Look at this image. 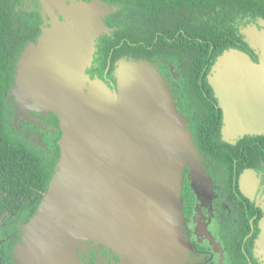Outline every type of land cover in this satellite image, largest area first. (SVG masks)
<instances>
[{"label": "trees", "instance_id": "trees-1", "mask_svg": "<svg viewBox=\"0 0 264 264\" xmlns=\"http://www.w3.org/2000/svg\"><path fill=\"white\" fill-rule=\"evenodd\" d=\"M90 2L92 0H79ZM115 8L104 17L105 30L96 38L88 75L114 80L115 61L144 60L163 76L178 112L185 120L203 166L215 185L214 206L220 221L216 233L228 264H253L262 212L239 188V177L253 170L264 185V133H246L234 141L223 138V109L209 75L227 49H238L258 62L259 55L243 29L264 20V0H101ZM39 0H0V264H16L13 251L22 240L23 224L37 213L61 157L60 118L47 112L56 127L44 145L28 141L12 125L7 100L16 64L25 45L41 33ZM95 74V75H93ZM184 168L181 196L185 220L194 212L196 195ZM193 245L197 244L193 241Z\"/></svg>", "mask_w": 264, "mask_h": 264}, {"label": "water", "instance_id": "water-1", "mask_svg": "<svg viewBox=\"0 0 264 264\" xmlns=\"http://www.w3.org/2000/svg\"><path fill=\"white\" fill-rule=\"evenodd\" d=\"M68 1L74 3L76 2L80 7L75 17H73L71 13L68 14L74 9V7L69 9V6L67 5ZM41 2L42 7L45 10L46 6L44 0H41ZM99 2H102L103 5H100ZM52 7H54L55 10L58 9V12L62 13L66 17L67 15L71 16V19L68 20V22L64 25L58 24L57 21L52 20V28L46 30L44 35L41 37V39H46L49 33L50 35H54L58 63L61 64L60 68L57 65V70L60 75V83L57 86L58 93L60 92L61 95L60 100L58 101V105L55 106V108L48 109L57 113L61 121L60 125L63 131L62 137L60 139L61 157L57 163L53 179L50 182L49 190L45 194V197L42 200L37 213L30 221L25 223H32L34 228L38 227V232L41 228V231L39 232L40 235L43 232V236H34L29 242L28 249L30 252L32 250L35 252L30 259L29 264H39L40 262L36 263L39 258L42 262L40 264H45L46 259H48L45 251L52 253L60 252L63 254L67 250H71L70 247L74 241L77 242L80 238L87 236L85 233H83L84 231L80 229L81 226L85 228L87 234L90 233L89 230H92L94 233L98 228V237L108 241L110 239L115 241L112 236L108 235L109 233L108 229L105 228V223H109L111 225V227L109 228V225L108 228L112 233L113 231L117 232L120 238H122L123 244L128 247V250L131 249V243H133L128 239V233L130 232L129 230H132V232L138 233L140 239L139 241H136L135 247H140L143 253H148L151 257L160 259L162 263L169 264V259L164 249L163 242L168 239L174 240L175 238L180 237L179 225L181 221L184 220L183 200L181 196L182 183L184 179V168L189 166L194 169V166L192 162L191 165H187V161L185 166L183 165V170H181L180 188L179 192L176 193L177 197L174 193L173 174L168 171L167 167H161L158 173L156 172L157 168L154 167L152 171L150 170L145 174L144 182L146 188L143 192L144 201H146V194L150 190L149 177H153L155 175L158 178L159 174L162 173L163 177H165L168 181V202L172 206V211L166 217L160 219L152 205H150V208H148L150 212L147 211V205H145V214L143 217L145 222L144 224H141L139 220L136 221L134 219V212H132L134 206L130 203L132 205L130 207L129 204L131 201V196L126 194L124 190L118 185L116 180L118 178L117 175H111L107 178L100 176L95 177V174L97 173L96 166L100 164L99 159L101 160L103 156L102 148L104 144L100 139V137L103 136L97 135L95 133L92 134V131L90 130L92 123L89 120H92V117L90 116L94 111L92 110L90 104L84 103V101L76 97V94L73 92V90H71V85H75L78 80L82 79L84 72L87 71V68L91 64L83 71H80L79 68H77L72 63V61H68L65 58L67 56V53L65 52L67 44L65 42L67 40V36L72 33V30L77 23V19L80 17L82 19V17H84L85 19H82L85 23L84 25L95 27V22H91L94 14H103L105 17L115 8L109 7L101 0H92L90 2L79 0H53ZM98 29L102 30L103 32L105 30V24L103 29L102 27H98ZM56 39H58L57 43ZM247 41L252 44L248 39ZM252 47L258 53L260 60L259 50L255 45ZM40 48L41 45L35 50L28 49L27 51V49H25L19 62V66L22 69L20 78H24L23 82L26 84L25 90H27L30 85L35 83L34 80H32L30 84V80L25 78L24 73L26 66L30 61L33 62V52L39 50ZM58 50L63 51L59 53ZM94 51L95 45L93 56ZM238 54L245 55L250 62L255 63V61L251 60V58L246 53L238 49L231 48L225 50L217 58L211 69V72L215 73V68L217 67H225L228 68L226 70L228 75L224 78L222 85L216 80L212 81L211 76L209 77L214 90H216L214 85H216L217 88L218 85H221L219 89H222V93L225 95L233 91H238V89L240 91L245 89L247 92V88L250 87L253 82L258 83V81H260L262 84L261 89H264V69H258L260 67H256L255 69L253 66H250L247 63L239 62L236 56ZM93 56L91 60H93ZM127 61H129L133 72L135 70L136 63H139L140 66L146 70L150 71L152 68H155L158 71V69L151 63L144 60ZM33 66H35V64H33ZM71 68L75 71V75L73 77V70L71 71ZM159 74L161 75L160 72ZM252 76H255L254 80H252ZM88 77L90 78L89 75ZM130 78L131 79L126 81H128L129 85H131V95L129 96V91L127 96L124 92L121 102L119 98H117V106L111 105L110 97L105 92H103L101 88H106L110 95L113 94V91H111L106 84L102 83V80L94 79L101 84V87L93 89V93L91 95V99L95 101L98 110L101 112L99 115L94 112L97 116L95 118L97 122L95 123L96 126L103 124V127L100 126L95 128H98L97 130L108 131L109 126L112 130L123 129L127 126H134L130 130V136L128 137L129 141L133 143H139V141L142 140L145 151L159 152L161 149H164L165 151L163 153L167 154V152H170L173 150V148L177 149L178 145H174L169 140L171 137H169L168 140L164 139L163 141L160 137H157V134L155 133H162L163 135L169 133L172 136L174 134L176 137H178L176 126H180L182 127L184 136L188 139L190 146L194 150H197L192 143L190 133L186 128L185 120L178 112L174 98L171 94V91L167 87L163 76L162 78L169 91V104H167V102L163 104L161 99H156L154 96L151 98V96L146 95V93L141 88L142 83L138 79L137 75H131ZM238 99H243L246 101L250 100L254 105L258 107H264V103H257L251 97L246 95L232 97L233 101ZM142 100H150L155 104L157 120L151 125L144 123L139 114V111L142 109ZM231 105L232 102L227 104L228 110L225 111L223 105L219 102V106L223 109L224 114L222 134L225 140L229 141L227 139V135L229 134L226 131V123L227 116L230 115V113L236 116L247 118L251 126L250 130L238 129V136L244 135L246 133H264V131H257L263 125V121L261 119H255L248 112L239 113L232 111L230 109ZM139 107L141 109H139ZM73 120L75 123L72 122ZM138 120L143 126L137 122ZM162 141L165 146L162 144ZM191 155L195 157V152ZM185 159L187 160V156H185ZM200 161L201 165L203 166L201 157ZM152 172L154 173L151 174ZM98 191H100V193ZM48 195H50L49 198H47ZM261 202H264V195L256 200L257 205ZM148 213H150V215ZM145 220L152 222L153 225L149 226ZM163 234L165 235L164 240H162L160 237ZM47 239L51 240V243H49L48 246H45L44 244ZM22 241L23 238L20 242ZM115 242L119 244V241Z\"/></svg>", "mask_w": 264, "mask_h": 264}, {"label": "crops", "instance_id": "crops-1", "mask_svg": "<svg viewBox=\"0 0 264 264\" xmlns=\"http://www.w3.org/2000/svg\"><path fill=\"white\" fill-rule=\"evenodd\" d=\"M70 2L71 1H68L67 4L69 6V9H71V7H74V9L71 10L68 14L71 13L72 16L75 17L80 7L76 2L75 3L74 2L70 3ZM99 3L100 5H103L102 2ZM50 16L52 17V20L57 21V23L61 25L66 24L68 20L71 19V16L67 15L66 17L60 12H56L54 15H50ZM60 16H62V18H60ZM252 26L258 28L257 31H251V32L253 35H255L258 38V41L256 42L260 45L259 47H257V49L260 52L259 62H255V63L250 62L247 59V57L243 54H238L236 56L239 62L247 63L248 65L253 66L255 69L256 67H260L258 69H264V21H261L260 25L252 24L247 27L250 28ZM247 27L243 29L245 35H246ZM72 70L73 69L71 68V71ZM213 74L214 72L213 73L211 72L210 74L212 81L214 80L212 77ZM74 75H75V71L73 70L72 77ZM252 77H253L252 80H254L255 76ZM220 86L221 85H218L217 88L216 85H214L216 89L215 94H217L218 101L223 105L224 110L227 111L228 110L227 104L232 102L230 108L232 111H236L239 113L248 112L255 119H261L263 121V125L257 131H264V107H258L254 105L250 100L248 101L243 99H238L234 101L232 100V97L239 95H246L251 97L257 103H264V89H261L262 84L260 83V81H258V83L253 82L252 85L247 88V92L245 91V89H243L242 91L238 89V91H233L226 95L222 93V89H219ZM97 87H101V84L97 82V80L90 79L86 71L84 72V75L81 80H78V82L75 85H71V90H73V92L76 94L75 96L81 99L82 101H84V103L90 104L92 110L99 115L101 112L98 110L95 101L91 99L93 89ZM94 112H92L90 116L92 117V120H89L92 123V126H90V130L92 131V134L95 133L97 135L103 136L100 137V139L104 144L102 148L103 156L101 160L99 159L100 164L96 166L97 173L95 174L96 175L95 177L100 176L103 178H107L111 175L112 176L117 175L118 178L116 180L118 182V185L124 190L126 194H129L131 196V201L129 202V204L131 203L134 206L132 212H134V219L136 221L139 220L141 224L145 223L143 220L145 214V205H147L146 206L147 211H149L148 208H150V205L146 201H144L143 192L145 191L146 188L144 182V176L150 170L152 171L154 167L157 168L156 170L157 173L161 167L162 168L167 167L168 171L173 174L174 193L175 196L177 197L176 193L179 192L180 182H181V170H183V165L185 166L186 161H187V165H191L192 162L194 169L189 167L190 170L188 175H189L190 183L196 193L197 198H199V194L198 191L196 190V186L203 187L204 190L206 191L205 185L202 186L201 184L202 175L205 174L204 167L201 165V161H200L201 156L197 150H194L190 146L188 139L185 138L184 136L182 127L176 126L178 131V137H176L174 134L172 136L169 133H166L165 135H163L162 133H155L157 134V137H160L163 141L164 139L168 140V138L171 137L169 140L174 145H178L177 149L173 148V150H171L170 152L166 151L167 154L163 153L165 151L164 149H161V151L159 152H155V151L147 152L143 148L144 144L142 140H140L139 143H133L128 140V137L130 136L129 135L130 130L134 126L132 127L127 126L123 129H113V130L109 126L108 131L97 130L98 128L95 127H100V126L103 127V124L100 126H96L95 122H97V120H95V118L97 116ZM72 122L75 123L74 120ZM137 122L140 125H142V123L139 120ZM238 135L234 137L227 135V138L234 141ZM163 141L162 144L164 145ZM194 152H195V157L191 155ZM185 156H187V160L185 159ZM153 173L154 172H152L151 174ZM194 178H196V180H194ZM240 185L242 190L252 198H254L255 196L259 197L262 194L264 195V190L263 192L260 191L259 185L257 184L255 174L253 171L247 170L243 173L240 179ZM98 192L100 193V191ZM210 198L211 196L209 192V195L206 197V200H210ZM261 203L263 204V202ZM131 204L130 207L132 206ZM262 210H263V216L260 220V233L256 240L255 253L257 256H259V258L262 260V263L264 264V231H262L264 230V206L262 207ZM148 214L150 215V213ZM146 223L149 226L153 225V223L150 221L149 222L146 221ZM181 224L182 221L179 225L180 237L186 240L183 235ZM105 225H104L105 228L108 229V233H109L108 235L112 236V238L115 241H119V244H117L112 239L108 241L106 239L98 237L99 236L98 228L94 233L92 230H89L90 233L87 234L83 226H81L80 229L83 230L84 231L83 233H85V235L87 236L82 237L80 239L82 241L86 239H91L93 241H96L98 243H101L103 245H106L114 249L115 251H117L122 261L124 262V260H127V263L129 264H149V263L164 264L161 262L160 259L151 257L148 253H143L140 247H135L136 241L140 240L137 232H132V230H129L130 232L128 233V237H129L128 239L130 242L133 243H131L132 245L131 249L128 250V247L125 244H123L122 238H120L117 232H114L113 230L112 231L115 234L111 232V230L109 229L111 225L109 223H105ZM37 228L38 227L34 228L32 223L23 225L22 228L23 241L18 243L14 249L15 258L17 259L18 262H21L22 264H29L30 259L34 255L33 253H35L33 250L30 252V250L28 249L30 240L33 239L34 236L36 237H40L41 235L43 236V232L41 233V235L39 234L41 228L39 232ZM77 242H79V240ZM49 243H51V240L47 239L44 245L48 246ZM74 243L76 242L74 241ZM73 244L70 247L71 250H67L63 254L60 252L52 253L45 251V254L47 255L48 258L46 259L45 264H80V260L78 258L77 252L74 250L72 251ZM188 252H189V247L187 245V254ZM66 257L67 259H65ZM39 262L42 263L40 261V258L39 260H37L36 263Z\"/></svg>", "mask_w": 264, "mask_h": 264}, {"label": "rangeland", "instance_id": "rangeland-1", "mask_svg": "<svg viewBox=\"0 0 264 264\" xmlns=\"http://www.w3.org/2000/svg\"><path fill=\"white\" fill-rule=\"evenodd\" d=\"M44 3L46 6V13L44 14H46L47 16L53 15L55 12H58V9L55 10L54 7H52L53 0H44ZM82 19L85 18L82 17ZM82 19L81 17L77 19V23L74 29L72 30V33L67 36V40L65 42L67 44L65 49L67 56L65 58L68 61H72V63L77 68H79L80 71H83L87 66L91 64L95 40L97 36H99V34L102 32V30H99L98 27H102V29L104 28L103 14L96 13L93 15V19L91 20V22H95V27H89L84 25L85 23ZM50 23L52 24V20L50 21ZM256 25H260V23ZM51 28L52 26L50 27V29ZM257 29L258 28L255 26H252L250 28L247 27L246 35L253 45L259 47L260 45L256 42L258 41V39L251 32L257 31ZM57 42L58 39H56V43ZM40 45L41 48L33 52L32 58L34 60H32L33 62L30 61L27 64L24 73L25 78L30 80V84L32 80H34L35 83L33 85H30V87L25 90L26 84H24L23 82L24 78H20V75L22 74V69L19 66V62L24 53L23 52L18 62L16 82L12 87L10 93V98H13L15 101L18 102V109L16 108L15 114L10 115V121L12 125L15 127L16 130L21 131L29 140L36 143L40 142V132L37 129L32 128H27V130H23V126L20 122H22L23 119H27L28 117H30V112L32 110L45 112L48 111V109L55 108V106L58 105V101L60 100L61 96L60 92L58 93L57 88L58 84L60 83V75L57 70V65L60 68L61 64L58 63V55L56 53L54 35H50L49 33L46 39L40 38L37 43H32L28 45L26 49L27 51L28 49L35 50ZM58 51L59 53H61L63 50ZM33 64H35V66H33ZM227 69L228 68L225 67L215 68V73L212 75L213 79L222 85L224 78L228 75L226 71ZM131 75L138 76V79L142 83L141 88L146 93V95L151 96V98L154 96L156 99H161L163 101V104L165 102L169 104V91L165 85L162 76L155 68H152L149 71L141 67L139 63H136L135 70L133 72L130 67L129 61H127L126 59H120L118 60V63L114 69L116 87L112 90L103 80L101 81L102 83L106 84L111 91H113L112 96L109 94L106 88H101V90L110 97L111 105L117 106L116 100L117 98H119L121 102L124 96V92L126 96L128 91L129 96L131 95V85H129V82L126 81L128 79H131ZM120 102L118 101L119 104ZM139 109L141 108L139 107ZM139 114L144 123L151 125L157 120L155 104L150 100H142V109L139 111ZM30 119L33 118L30 117ZM238 129L250 130L251 126L249 124V121L245 117L236 116L230 113V115L227 116L226 131L230 136L234 137L238 135ZM227 139L229 141H232L229 138ZM194 180H196V178H194ZM167 182V179L163 177L162 173L159 174L158 178L155 175L153 177H149L150 190L146 194V202L154 207L160 219H163L172 211V206L168 202L169 192ZM201 184L202 186L205 185L206 191L203 187L196 186V190L199 194V206H203L205 204V200L206 197L209 195V192L211 196L210 200L213 199L212 195L214 194V184L206 172L204 175H202ZM259 205L262 208L264 206V202L263 204L260 203ZM200 216L201 215L199 213V216L194 219L196 221V223H194V229L197 235L196 238L199 241H204L206 239V236L209 237L206 234H210L211 231L207 225L202 223L203 218ZM200 218L202 219L200 220ZM0 221H3V218H0ZM186 225L187 222L184 218V220H182L181 226L183 235L186 240L181 237H177L174 240L168 239L163 242L164 249L169 259V264H187V262L189 261L192 262L193 258L190 256L189 252L192 251L193 245L191 244L187 234L185 233ZM160 237L162 238V240H164L165 235L163 234ZM187 245L189 247L188 254ZM73 250L77 252L80 264H88V262L89 264H129L127 263V260H124L123 262L121 257L118 255L117 251H115L114 249L96 241H93L91 239H86L84 241L79 239V242L73 244ZM93 254L95 255L94 257L91 256ZM114 254L120 257L119 262L115 260ZM13 257L16 264H22L21 262H18L15 258L14 251ZM65 259H67V257Z\"/></svg>", "mask_w": 264, "mask_h": 264}, {"label": "flooded vegetation", "instance_id": "flooded-vegetation-1", "mask_svg": "<svg viewBox=\"0 0 264 264\" xmlns=\"http://www.w3.org/2000/svg\"><path fill=\"white\" fill-rule=\"evenodd\" d=\"M39 1H40V6H41V15L43 17V21H42V24H41V30L42 31H41L40 35L35 38V40L29 41L25 45L24 50L26 49V47L28 45H30L32 43H37V41H39V39L44 35L46 30H49L50 27L52 26L51 23H50V21L52 20V17L51 16H47L46 14H44L46 12H45L44 8L42 7L41 0H39ZM60 18H62V16H60ZM20 57H21V55L19 56V59H20ZM19 59H18L17 64H16V71H15V74H14L15 75V81H14L13 85L11 86L10 92L8 94V97H7V100L10 102V109L12 110V114L13 115L16 112V108H17V103L18 102L15 101L13 98L12 99L10 98V93H11L12 87L14 86V84L16 82L17 68H18ZM120 59H125V58H118L115 61V66L117 65L118 60H120ZM110 64H111V58H109V60H108V68L110 67ZM108 68H107V70L105 72L104 82L113 90L116 87V85H115L116 81H115V78L113 80L112 78L108 77V75H107ZM93 75H95V74H93ZM91 79H95L94 76ZM47 112H49V110L45 111V112L32 110L30 112V114H31L30 117L33 118V119H30V117H28L27 119H23L22 122H20L22 124V126H23V130H27V128H29V129L32 128V129H37L40 132V142L36 143V142H33V141L29 140L21 131H19L31 143L43 146L44 145V138H45L46 133L51 132L53 129L56 128L52 124L51 120L48 117H46V115H47L46 113ZM9 118H10V115H9ZM60 124H61V121H60ZM245 171H247V170H245ZM249 171H253V170H249ZM243 173L240 175L239 180H238L239 188L243 192V194H245L247 197L255 200V205L259 207V209L262 212V216H263L262 208L260 207L259 204L258 205L256 204V200L258 198L262 197L263 194L262 195L260 194L261 196H259V197L255 196L254 198H252V197L248 196L242 190L241 185H240V179H241V176L243 175ZM188 174H189V172H188ZM254 174H255V172H254ZM188 178H189V175H188ZM255 178H256V181H257L256 175H255ZM189 182H190V179H189ZM257 184L259 185L260 191L263 192L264 185H260L258 181H257ZM190 185H191V183H190ZM195 195H196V193H195ZM215 195H216V191H215V185H214V194L212 195L213 199L206 200L205 204L203 206H199L198 198L196 196L194 212H193L192 216L189 217L186 220L187 225L185 226V233L187 234L188 239L190 240L192 245H193V241L197 244V247H195L193 245L192 246V248H193L192 251L189 252L190 256L193 258L192 262L189 261V262H187V264H228L227 261L225 262V250H224L223 246L218 242V240H217V238L215 236L217 231H218V229H219V224H220V221H219V219H218V217L216 215V212H215V206H214ZM199 213L201 215L200 217L203 218L202 223L207 225L208 228L211 231L210 234H206L209 237L206 236L205 237L206 239L204 241H199L196 238L197 235H196V231L194 229V226H195L194 223H196V221L194 219L199 216ZM202 218H200V220ZM255 218H256V216H253L249 220V222H250V231L245 235L244 240H243L244 243L242 245V249H243L244 253L246 254L247 259H248L250 264H253V262H252L251 258L248 256V254L246 252L245 242L254 233V229H255L254 220H255ZM252 227H253V229H252ZM259 228H260V221H259ZM258 236H257V238H258ZM201 237H204V236H201ZM257 238L255 239V245H256ZM114 255H115V260L117 262H119L120 257L118 255H116V254H114ZM254 255L256 257H258V259L261 262V264H263L262 260L255 253V247H254ZM91 256L94 257L95 255L93 254ZM88 264H89V262H88Z\"/></svg>", "mask_w": 264, "mask_h": 264}, {"label": "bare ground", "instance_id": "bare-ground-1", "mask_svg": "<svg viewBox=\"0 0 264 264\" xmlns=\"http://www.w3.org/2000/svg\"><path fill=\"white\" fill-rule=\"evenodd\" d=\"M49 196H50V195H48V198H49ZM262 231H264V230H262Z\"/></svg>", "mask_w": 264, "mask_h": 264}]
</instances>
